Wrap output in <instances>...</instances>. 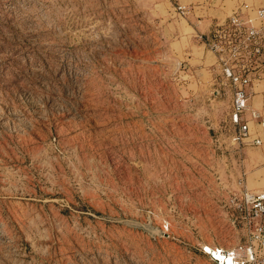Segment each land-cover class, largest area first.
Returning a JSON list of instances; mask_svg holds the SVG:
<instances>
[{
	"label": "rangeland",
	"instance_id": "obj_1",
	"mask_svg": "<svg viewBox=\"0 0 264 264\" xmlns=\"http://www.w3.org/2000/svg\"><path fill=\"white\" fill-rule=\"evenodd\" d=\"M256 1L0 0V264H218L241 241L202 42Z\"/></svg>",
	"mask_w": 264,
	"mask_h": 264
},
{
	"label": "built area",
	"instance_id": "obj_2",
	"mask_svg": "<svg viewBox=\"0 0 264 264\" xmlns=\"http://www.w3.org/2000/svg\"><path fill=\"white\" fill-rule=\"evenodd\" d=\"M175 9L184 15L185 5ZM199 38H202L200 35ZM204 46L215 54L218 75L214 85L230 95V121L234 125L233 140L241 141L251 135L249 121L245 117L248 88L253 79H262L264 70V7L241 2L223 20L216 21L203 39ZM219 92V90H216ZM250 118L264 127V116L252 109ZM260 144L259 138L251 140ZM229 192L226 203L235 211L233 223L240 222L241 241L231 249L221 248L225 259L231 256L232 264H264V191L242 186ZM211 258L219 264L226 262Z\"/></svg>",
	"mask_w": 264,
	"mask_h": 264
},
{
	"label": "crops",
	"instance_id": "obj_3",
	"mask_svg": "<svg viewBox=\"0 0 264 264\" xmlns=\"http://www.w3.org/2000/svg\"><path fill=\"white\" fill-rule=\"evenodd\" d=\"M252 1L257 3L256 0H252ZM259 3L263 4V5H255V6H263L264 7V0L259 1ZM186 8L190 9V6H187ZM232 9H231V11H232ZM231 11H230V13H231ZM187 12H188V10H187ZM230 13L226 14L225 17H223V18L218 17V19H216V21H221V20L225 19ZM214 19L211 20L209 27H207V29H206L207 34L204 35L205 38H207L209 36L210 28L216 22ZM204 20H206V19H204ZM197 21L199 22V25L201 27L202 20H197ZM201 36L203 37V35H201ZM207 53L208 52H206V55H207ZM210 56H211V58L214 59L213 63H215L216 62L215 54L210 51ZM211 75H212V73H211ZM262 76L264 77V70H263ZM216 90H219L220 94L216 93ZM213 92H214V99L219 97L220 95H222L224 93V95H226V97H227V101L229 102L230 95L228 94V92L225 93V92L221 91L217 86L213 87ZM248 93H249V97L247 99V107H246V111H245V117L249 121V127H250L251 135L248 138L241 140V141L236 142V140H235V142H236V144H238L240 146V153L239 154L242 156L240 161L242 164L241 166H243V172L245 171L247 173V176L245 177V179L243 177L244 180L242 182V186L245 188H248V189H252V190L253 189L254 190H260L262 188L263 183L261 182V177L258 178L257 174L259 172H264V128H262L255 120L250 118V111L252 109H255L260 113V115L264 116V78L259 79V80L253 79L252 85L248 88ZM226 120H227V124H232L230 121V110L228 111V113L226 115ZM253 138H259L261 140V143L259 145H254V143L251 141ZM238 187H240V185L237 182L235 189Z\"/></svg>",
	"mask_w": 264,
	"mask_h": 264
},
{
	"label": "bare ground",
	"instance_id": "obj_4",
	"mask_svg": "<svg viewBox=\"0 0 264 264\" xmlns=\"http://www.w3.org/2000/svg\"><path fill=\"white\" fill-rule=\"evenodd\" d=\"M213 258H215V259H217L219 261H222V262H226V264H232V261H231L232 259H231L230 255H228V257H227V258H230V259H227V258L225 259V256H223V253H222V255L221 254H217V256H213Z\"/></svg>",
	"mask_w": 264,
	"mask_h": 264
},
{
	"label": "water",
	"instance_id": "obj_5",
	"mask_svg": "<svg viewBox=\"0 0 264 264\" xmlns=\"http://www.w3.org/2000/svg\"><path fill=\"white\" fill-rule=\"evenodd\" d=\"M216 93H217V91H216Z\"/></svg>",
	"mask_w": 264,
	"mask_h": 264
}]
</instances>
